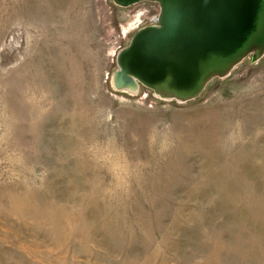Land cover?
Wrapping results in <instances>:
<instances>
[{
    "label": "rangeland",
    "instance_id": "rangeland-1",
    "mask_svg": "<svg viewBox=\"0 0 264 264\" xmlns=\"http://www.w3.org/2000/svg\"><path fill=\"white\" fill-rule=\"evenodd\" d=\"M158 14L0 0V264H264V56L183 104L113 91Z\"/></svg>",
    "mask_w": 264,
    "mask_h": 264
},
{
    "label": "water",
    "instance_id": "water-1",
    "mask_svg": "<svg viewBox=\"0 0 264 264\" xmlns=\"http://www.w3.org/2000/svg\"><path fill=\"white\" fill-rule=\"evenodd\" d=\"M156 3L159 14L116 55L110 85L117 93L151 91L163 102L198 98L245 59L264 56V0H113L129 8Z\"/></svg>",
    "mask_w": 264,
    "mask_h": 264
},
{
    "label": "bare ground",
    "instance_id": "bare-ground-1",
    "mask_svg": "<svg viewBox=\"0 0 264 264\" xmlns=\"http://www.w3.org/2000/svg\"><path fill=\"white\" fill-rule=\"evenodd\" d=\"M139 14L140 13H138L137 15H136V17L130 22V24H129V27L132 29L133 27H134V25L136 24V22H137V17L139 16ZM127 29V28H126Z\"/></svg>",
    "mask_w": 264,
    "mask_h": 264
}]
</instances>
